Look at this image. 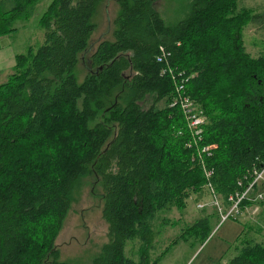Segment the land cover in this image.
I'll use <instances>...</instances> for the list:
<instances>
[{"label":"trees","instance_id":"16d2710c","mask_svg":"<svg viewBox=\"0 0 264 264\" xmlns=\"http://www.w3.org/2000/svg\"><path fill=\"white\" fill-rule=\"evenodd\" d=\"M39 1L0 0V38ZM104 1L53 0L39 19L42 44L16 56L0 84V264H71L55 241L87 176L108 230L90 264H156L161 215L209 194L208 183L226 205L264 164V53L251 56L242 35L260 16L238 12L239 0H190L168 25L158 0H117L112 40L97 45L79 84ZM182 79L180 95L205 119L199 138L174 104ZM129 243L137 260L124 254ZM227 264H264V245L242 242Z\"/></svg>","mask_w":264,"mask_h":264},{"label":"rangeland","instance_id":"374dc122","mask_svg":"<svg viewBox=\"0 0 264 264\" xmlns=\"http://www.w3.org/2000/svg\"><path fill=\"white\" fill-rule=\"evenodd\" d=\"M52 1L40 0L28 20L16 23L17 31L0 38V84L7 82L14 73L16 56L42 44L44 30L39 19ZM189 1L158 0L154 7L166 24L174 25L184 17ZM237 4L238 12L245 9L251 16H260L256 23L245 26L242 33L247 52L254 58L259 57L264 53V0H239ZM118 12L117 0H105L93 17L96 29L74 71L79 84L90 68L89 58L97 45L112 40L113 21ZM164 106L162 102L158 108ZM100 195L101 188L95 179L85 177L55 241L61 260L90 264L107 243L108 230L101 218ZM223 207L229 210L228 203ZM160 219L166 220V224L163 225L164 221L157 224L160 235L151 254L156 264H227L236 256L242 242L252 240L264 245V203L244 206L238 218L221 222L218 208L212 204L209 194L192 195L184 209H173ZM203 221H207L204 228L187 230ZM138 249L136 243H129L124 254L137 260Z\"/></svg>","mask_w":264,"mask_h":264},{"label":"built area","instance_id":"2783aa9c","mask_svg":"<svg viewBox=\"0 0 264 264\" xmlns=\"http://www.w3.org/2000/svg\"><path fill=\"white\" fill-rule=\"evenodd\" d=\"M160 56L157 58L158 62H161L162 59L167 55L164 52V49L160 48ZM182 78V77H181ZM187 80L182 79L179 84L180 86L176 88V92L179 95L177 102H180L182 105V112L186 118L187 126L190 131V134L195 138H199L201 133L200 126L205 124V119L200 115L195 114V109L193 103L182 94V89ZM189 145V144H188ZM210 147L202 149L201 152H208ZM256 178L251 185L243 186V190L241 192H235L233 195L228 197L227 202L231 205L230 209H225L222 202H219L217 199V195L214 193L213 188L210 183L207 184V189L209 191V195L212 198V204L218 208V212L220 215V221L225 222L227 220H232L238 218L241 214V208L244 202L251 203V205H259L264 203V166L261 170H256L254 172ZM212 175L211 171H205V177L210 178ZM219 198V197H218ZM199 208H203V206H199Z\"/></svg>","mask_w":264,"mask_h":264},{"label":"bare ground","instance_id":"6f19581e","mask_svg":"<svg viewBox=\"0 0 264 264\" xmlns=\"http://www.w3.org/2000/svg\"><path fill=\"white\" fill-rule=\"evenodd\" d=\"M180 86V85H179ZM178 86V87H179ZM184 90V87H183V89H182V91ZM188 99H190L188 96H186ZM179 103V105H180V107H181V109H182V105H181V103L180 102H178ZM186 119V118H185ZM263 166H264V164H262L260 167H258V168H254V170H253V172H252V180H250L247 184H241L240 183V185L241 186H248V185H251L253 182H254V180H255V178H256V176H255V174H254V172L256 171V170H261L262 168H263ZM229 204V203H228ZM230 207H231V205L229 204V209H230Z\"/></svg>","mask_w":264,"mask_h":264}]
</instances>
